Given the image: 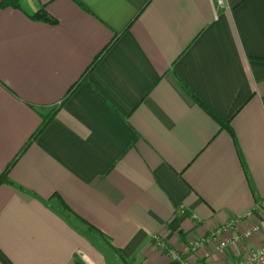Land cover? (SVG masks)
I'll return each mask as SVG.
<instances>
[{"label": "crops", "instance_id": "1", "mask_svg": "<svg viewBox=\"0 0 264 264\" xmlns=\"http://www.w3.org/2000/svg\"><path fill=\"white\" fill-rule=\"evenodd\" d=\"M5 1L0 264H108L92 235L121 264L264 246V0Z\"/></svg>", "mask_w": 264, "mask_h": 264}, {"label": "built area", "instance_id": "2", "mask_svg": "<svg viewBox=\"0 0 264 264\" xmlns=\"http://www.w3.org/2000/svg\"><path fill=\"white\" fill-rule=\"evenodd\" d=\"M219 5H222L221 1H218ZM251 216V214H248V217ZM241 220L237 219L235 221H232L230 223H227L226 225H224L223 227H220L215 233L214 235L211 237H207V238H203L201 240H198L194 243V250H198L199 248H201L204 245L207 244H212V242L214 241V238L216 237H220L223 236L224 234L228 233L229 234V238L220 241L218 243V250L219 252H225V250H227L230 246L232 245H236L239 244L240 241H242L243 238H248L251 236V232H248L244 235V237H242L238 232H237V226L240 224ZM160 247L162 249H168V247L165 246V243H160ZM174 257L177 259L178 257H176L174 255ZM239 264H264V246H262L260 249L258 250H252L247 252L244 255L243 260L239 263Z\"/></svg>", "mask_w": 264, "mask_h": 264}, {"label": "trees", "instance_id": "3", "mask_svg": "<svg viewBox=\"0 0 264 264\" xmlns=\"http://www.w3.org/2000/svg\"><path fill=\"white\" fill-rule=\"evenodd\" d=\"M10 7V6H12V7H14V8H18V4H17V0H6L4 3H3V5H2V7L3 8H6V7ZM33 18L34 19H41L42 21H45V22H48V20L45 18V17H41V15L39 14V13H36L35 15H33ZM99 62V59L95 62V63H93L92 64V66H91V68H93L95 65H97V63ZM90 68V69H91ZM89 69V70H90ZM200 105V107L206 112V113H208L209 115H211V116H213L214 118H215V120H216V122L222 127V128H224L225 130H227L231 135H232V137H233V132H232V129H231V127H230V125L228 124V123H225V122H223V121H221L220 119H218V118H216L213 114H212V112L206 107V106H204L203 104H199ZM47 123L48 122H46V125H47ZM45 127V126H44ZM44 127H42V129L41 130H43V128ZM40 130V131H41ZM92 228V227H91ZM124 261V260H123ZM125 262V261H124Z\"/></svg>", "mask_w": 264, "mask_h": 264}, {"label": "rangeland", "instance_id": "4", "mask_svg": "<svg viewBox=\"0 0 264 264\" xmlns=\"http://www.w3.org/2000/svg\"><path fill=\"white\" fill-rule=\"evenodd\" d=\"M92 235V234H91ZM91 240L93 244H95L98 248H101L102 251H104V254L106 258H108L109 261L106 263L108 264H121L120 258L117 256H114V253H111V250H109V247L107 246V243H102L98 236L92 235Z\"/></svg>", "mask_w": 264, "mask_h": 264}]
</instances>
